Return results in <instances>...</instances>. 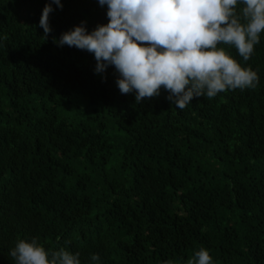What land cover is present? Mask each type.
<instances>
[{
    "label": "trees",
    "instance_id": "16d2710c",
    "mask_svg": "<svg viewBox=\"0 0 264 264\" xmlns=\"http://www.w3.org/2000/svg\"><path fill=\"white\" fill-rule=\"evenodd\" d=\"M0 0V264L18 239L82 264H264V32L253 89L194 98L121 94L118 73L52 37L107 24L98 0Z\"/></svg>",
    "mask_w": 264,
    "mask_h": 264
},
{
    "label": "clouds",
    "instance_id": "9594fccd",
    "mask_svg": "<svg viewBox=\"0 0 264 264\" xmlns=\"http://www.w3.org/2000/svg\"><path fill=\"white\" fill-rule=\"evenodd\" d=\"M53 4L46 3L39 21L46 40L52 28ZM107 5V24L91 32L86 21L66 31L53 43L94 54L95 73L114 66L121 94L166 99L183 110L194 98H215L221 92L255 89L259 76L243 67L225 47L235 48L244 61L255 54L264 32V0H98ZM8 255L14 264H82L80 253L66 247L46 249L36 237L18 239ZM91 262L99 264V255ZM167 264H172L168 261ZM187 264H215L201 247Z\"/></svg>",
    "mask_w": 264,
    "mask_h": 264
}]
</instances>
